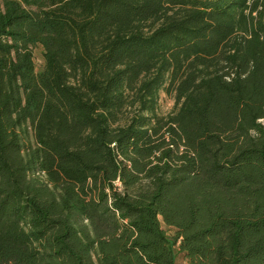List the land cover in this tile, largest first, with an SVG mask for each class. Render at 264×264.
Segmentation results:
<instances>
[{
	"label": "trees",
	"instance_id": "trees-1",
	"mask_svg": "<svg viewBox=\"0 0 264 264\" xmlns=\"http://www.w3.org/2000/svg\"><path fill=\"white\" fill-rule=\"evenodd\" d=\"M262 120L264 0H0V264H264Z\"/></svg>",
	"mask_w": 264,
	"mask_h": 264
},
{
	"label": "rangeland",
	"instance_id": "rangeland-1",
	"mask_svg": "<svg viewBox=\"0 0 264 264\" xmlns=\"http://www.w3.org/2000/svg\"><path fill=\"white\" fill-rule=\"evenodd\" d=\"M35 61L37 64V68L39 69L42 63V49L40 47L37 48L35 51ZM173 106H174V100L172 96L162 93L160 95V112L162 114H167L172 110ZM262 123L264 124V120H262ZM179 261H183L181 255H179Z\"/></svg>",
	"mask_w": 264,
	"mask_h": 264
}]
</instances>
